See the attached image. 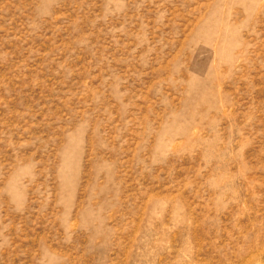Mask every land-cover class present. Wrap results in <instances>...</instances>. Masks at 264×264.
I'll use <instances>...</instances> for the list:
<instances>
[{
    "label": "rangeland",
    "instance_id": "obj_1",
    "mask_svg": "<svg viewBox=\"0 0 264 264\" xmlns=\"http://www.w3.org/2000/svg\"><path fill=\"white\" fill-rule=\"evenodd\" d=\"M0 264H264V0H0Z\"/></svg>",
    "mask_w": 264,
    "mask_h": 264
}]
</instances>
